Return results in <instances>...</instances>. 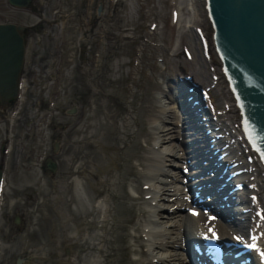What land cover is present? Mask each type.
I'll list each match as a JSON object with an SVG mask.
<instances>
[{"label":"rangeland","instance_id":"rangeland-1","mask_svg":"<svg viewBox=\"0 0 264 264\" xmlns=\"http://www.w3.org/2000/svg\"><path fill=\"white\" fill-rule=\"evenodd\" d=\"M84 1L91 3L93 0H65L61 10L77 13L80 3ZM55 3L56 0H51L48 5L47 12L51 15L53 10L58 8ZM105 10V16L114 19V35H100L101 37L94 39L98 46L95 55L90 56L89 43L82 40L76 22L67 30V42L57 37L58 28L53 27L49 36L43 38L42 49L49 60L55 59L59 53L62 55L63 76L62 80H58L61 81L60 87H52L48 74L38 71V76L32 78V85L27 86L22 103L17 101L16 106L20 107L16 108L14 105L11 111L12 115L14 114L13 120L11 117L7 120L6 110L0 114V143L3 141L9 146V150L0 157L4 170L0 220L3 221V214L11 217L16 213L21 216V206L32 197V204L24 208L26 213H30L35 219L33 228H29L30 220L25 216V224L19 232L10 223L8 226L7 221L4 220V226L1 222L0 264H15V256L25 252L47 257L46 260L39 261L42 264H55L58 257L48 255L64 253V247L70 252L65 264H94L92 260L95 257L98 264H144V253L140 247L145 246L140 243V247H137L141 256L138 260L134 256L133 247L136 246L130 241L133 235L132 227L137 230L141 227L137 223L141 218V199H132L128 186L135 179L133 173L141 170L136 156L148 151L152 144L148 129L152 105L166 108L178 105V101L177 104H170L159 92L160 89L170 91L174 88V79L181 82L178 84V90H181L179 87L183 85L188 87L187 81L180 79L185 75L191 76V82L198 83L203 89L209 88L205 106L213 126L205 120L207 125L204 127L212 130L207 133L210 137L215 134L223 135L221 140L225 141L222 144L232 147V152L228 153L229 159L233 158L231 161L236 165L232 168L242 169V175L247 179V188L240 189L239 198L235 200L241 201L231 206L230 211L233 207L238 209L249 205L248 201H244L247 194L250 201L252 200L250 203H255V208L250 207V220L246 221V225L239 223L237 219L243 217V213L238 210L231 212L236 217L235 222H238L235 227H244L242 232H237L232 225V229L228 228L229 235L239 234L238 237L247 238V234L255 225V220L252 219L257 217L253 216V209L262 210L264 218V169L245 140L239 138L238 112L226 81L219 72L220 63L213 51L210 38L212 29L206 16L204 1L105 0ZM173 10L176 12V21L172 19ZM86 15H93L91 6ZM26 16L27 18L22 17L20 22L33 21V16ZM16 18L19 17L9 10L5 1L0 2V22L17 21ZM193 27H200L209 40L208 57L202 52L200 39ZM100 32L109 35L111 29L106 23ZM29 48H35L31 39ZM35 57L34 62L38 67L39 63ZM25 59L27 63L32 61L28 53ZM93 59L95 65L89 67L87 60ZM213 74L217 78H214ZM48 99L52 102L47 103ZM73 105L75 112L70 113L68 110ZM177 115H180L179 111ZM201 116L204 115L200 112L199 117ZM33 119L40 120L31 123ZM170 120L181 122L182 117ZM57 124L64 125V129L56 127ZM58 131H62V139L59 142V151L53 157L58 162L57 172L44 173L39 159L50 151ZM231 132L236 134L237 139ZM173 133L178 134V140L185 139L188 134L187 130L180 127ZM205 163L207 165L208 161ZM179 165V177L192 175L194 167H191L189 172L187 164ZM206 177L209 175L199 173L196 178ZM76 178H80L83 188L79 184L80 187L75 185ZM196 178H189L190 183ZM89 182L92 183L91 186ZM86 186L90 190L92 188V191L87 190L89 188ZM84 188L86 192L89 191L87 194ZM82 190L85 195L81 193ZM254 193L257 198L253 197ZM78 195H84L85 199L81 197L82 200L80 198L79 201ZM99 195H107L109 199V213L106 214L107 220L102 221L104 223L100 221L102 217L95 211L94 214L91 213L92 209L89 208L94 206L97 202L94 199ZM22 200L25 201L23 204ZM78 202L85 207H79ZM88 202L94 204L90 206ZM40 205L43 213L38 209ZM80 209H83L85 215ZM217 210L219 209L213 205L211 209L204 208V213L218 221V224L228 223L223 216L213 213ZM184 211L198 212L199 209L196 210V206L190 203ZM90 213L95 216L92 217ZM206 223L205 225L211 226L212 229L213 223ZM106 228V240L100 242L99 238V242L103 243L102 251L100 246L97 247V237L104 234L102 231ZM259 230L261 231V228ZM262 230L264 233L263 226ZM136 235L139 236V233ZM138 236L136 240L140 241ZM180 256L184 259L186 255L181 253Z\"/></svg>","mask_w":264,"mask_h":264},{"label":"bare ground","instance_id":"bare-ground-1","mask_svg":"<svg viewBox=\"0 0 264 264\" xmlns=\"http://www.w3.org/2000/svg\"><path fill=\"white\" fill-rule=\"evenodd\" d=\"M179 88H182V87H179ZM159 92L163 95V97H165L167 100H169L168 102L170 104H171V102H174L175 104H177V101L181 99L180 95H179V97L177 96L178 97L177 98L173 95V93L171 91L166 90L164 88L163 89L161 88ZM181 105L178 104L177 107H176V105H174V106L172 105V106H169L167 108L162 107V106H158L156 104L152 105L151 110L149 111L150 117H148L149 118L148 129H149V134L151 135L150 141L152 144H151V147L149 148L148 151H145V153H142L139 156H136V158H137L136 160H137L138 165H139L141 170L139 172L133 173V176L135 177V179L128 186V191H129L132 199L137 198L138 201H139V199H141V202H140L141 206L139 208V210H140L139 216H141V218H139V220L137 221V223H139L141 227H139V230L132 227L131 230H132L133 235L131 236L130 241H132L134 243V245L136 246V247H133L134 248V256L136 257L135 259L138 258V260H140V257H141L140 252H138V251H140V249L139 250L137 249V247H140V245H141L140 243H143V245L145 246V248L140 247L142 253H144V259H143L144 264H192L191 261L188 259V255L192 256L193 254H194V259L196 262L200 261L201 263L204 264L205 261H203V258L198 257L192 249L190 250L191 253L188 252V246L193 247V244L190 245V241H192V240L196 241V240H198V238L204 239V238L210 237L211 233H208V228L211 226L208 225L209 226L208 227L207 225H205V224H207L206 222L213 223V224H211V225H213L211 231L217 232L218 237L221 238L222 240H225V241H228L231 243L232 242H235V243L243 242V243L250 244L249 240L240 242V240L236 241V239L232 236V234L229 235L230 231L228 232V228L232 229L231 228L232 225L234 226L233 229L237 230V232L238 231L240 232L242 230V228L244 227V226H242L241 228L235 227L238 224V222L237 223L235 222L234 217L233 218L230 217L227 220L228 223H226V224L225 223L218 224V221H216L214 218L205 215L203 209L197 208L200 206H199V204L197 205L196 200H193L194 196H195V192L196 193L199 192V194H200L202 188L207 191V190H209L210 187L213 186L214 182H218V181H217V178H215L212 182L209 183L208 186H206V184L205 185L203 184V181L206 180L207 178H209L210 175L211 176L214 175V169L216 168V166H215V164H212L210 161L209 162L211 164L210 168L207 167L205 170L203 169V167L206 166L205 161H208L209 159H208V157L205 158V152H203V150L201 149L200 146H204L205 148H203V149H206L207 146L205 145V142L200 143V145L198 147L196 145H194L195 142H197V141L193 140V138H195V135H199L198 134V133H200V132H198L199 128H198V126L196 128H193V127L188 128L189 124L194 123V119H193L194 117L192 116L193 114L188 112V107L185 106L184 103H182ZM180 108H182L183 110L181 111ZM178 111L180 112V115H177ZM183 111H185V112H183ZM179 117L180 118L182 117L181 122H180V120L178 122H173V120H170V119H176ZM146 121H148V120H146ZM225 124H226V122H225ZM185 125H187V126H185ZM226 125H228V124H226ZM177 127H180L182 130H187L188 134H187V137L185 139H183V140L177 139L178 134L175 135L173 133V131L175 129H177ZM223 127H224V125H223ZM141 131H142V128H141ZM231 131H232V129H231ZM227 132H229V131H227ZM231 133H232V135L235 136L234 138L237 139L236 134L234 132H231ZM239 138L243 139L241 133H239ZM177 140L179 142H177ZM187 141H189V142H187ZM220 142L221 141H218L217 145H218V148L220 149L219 152L221 154L224 153V154H222L223 158H224V162L233 159V158L229 159V156H228V153L230 154V152H232V149H231L232 147H229V145L225 146V144H222ZM225 156H226V159H225ZM194 162H196L197 165H196V168H194L192 175H187L186 177L183 175V176L179 177V175L177 174V173H180L179 172V168H180L179 163H185L187 165H190ZM198 172L203 173L204 175L206 174L207 176L209 175V177H206V179L196 178L197 176H199ZM248 176H250V175H248ZM189 178H190V180L192 178H196L193 181L199 183V185L197 186L198 188L201 187V188H199V191L197 189H191L192 183H190ZM197 179H199V180H197ZM243 180L244 179H242V177H240L239 175H235L232 178L231 183L235 185V184H238L240 181H243ZM74 182L77 183V184H75L76 186L78 184L80 185V178L74 179ZM81 182H82V180H81ZM83 182H85V181H83ZM90 183L91 182H89V184ZM82 184L83 183H81L80 186H82ZM91 184H90V186H91ZM93 185H95V184H93ZM93 185H92V188L94 187ZM88 186H86V188H89ZM82 188H83V186H82ZM86 188H84L85 192H86ZM92 188H91V190H90V188L87 190L92 191ZM80 190H81V188H80ZM84 191L82 190L81 193ZM88 192H86V194ZM95 192H96V190L94 191V193ZM107 192H109V191H107ZM82 194H84V193H82ZM96 194H95V196H96ZM215 194H216V191H213L210 196L213 197V195H215ZM91 195H92V197L94 196L92 194V192H91ZM107 195H103V196L99 195L97 198L94 199V201H97L95 204L92 202L90 204L88 202L89 203L88 205H90V206L92 204H94V206H92V208L89 207L90 209H92L90 211H91V213H93V211L97 212V215L99 217H102V219L100 220L101 222L104 221L105 218L108 217V216H106V214L108 215V213H109L108 204H107V202H109V201H107V199H108ZM83 196H81V197L84 200L85 198ZM89 196H88V198H89ZM246 196H245L246 197L245 201L248 200V203H249V195L247 194ZM255 196L257 198V195H255ZM78 197H79V195H78ZM81 197H79V199H78L79 201H80ZM82 198H81V200H82ZM88 201H90V200L88 199ZM211 201H212V199L210 197H208L206 199L204 198L202 203H208L209 202L208 205L210 208L211 204L213 203ZM178 202H181V203L178 204ZM80 203L78 205H80L79 207H82V204H80ZM190 203H192L193 205L196 204L197 205L196 210L199 209V211L198 212H195V211L194 212L193 211L185 212L184 210L186 208H188V204H190ZM198 203H199V201H198ZM251 204L253 205V203H250V205ZM78 205L76 207H78ZM110 205H112V204H110ZM254 205H255V203H254ZM84 207L85 206H83L82 208H84ZM206 207H208V206H206ZM78 208H77V210H79ZM254 208H255V206H254ZM86 209L89 210L88 208H86ZM110 209H111V206H110ZM249 209H250V207H249ZM81 210L83 211V209H80V211ZM87 210H85V211H87ZM80 211H79V213L82 212V211L81 212ZM255 211L254 212L252 211L253 214H256ZM221 212H220L221 215L218 214L216 211L213 213L215 215L221 216V217L222 216H229L227 213H221ZM83 213L85 215L84 211H83ZM224 214H227V215H224ZM110 215H111V213H110ZM91 216L93 217L95 215L91 214ZM96 218H98V217H96ZM242 219L243 220H241L239 223H243V225H246V221L250 220L249 214L242 217ZM97 221L100 223V221L98 219H97ZM104 222H102V223H104ZM95 224H97V223L95 222ZM251 224H252V222H251ZM137 226H135V227H137ZM96 227H98V226H96ZM105 230H107V228L103 229L102 232L103 233L105 232L104 234L101 233L102 235L97 237L98 243H96L98 245V246L97 245L96 246L98 248L100 246V249L102 251H104L103 245H102L103 243L101 244L100 242L106 240L105 239L106 236H104V235L108 233V232L106 233ZM138 233H139V236L136 235ZM97 235H95V236H97ZM237 235H239V234H237ZM137 236L141 238L140 241L138 239L136 240ZM69 237H71V236H69ZM91 238L94 239V237H91ZM99 238H101L100 242H99ZM107 241H109V240H107ZM109 243H110V241H109ZM250 245H251V248L247 250V255L249 256L248 257L249 258L248 259L249 264H264V235H263V239H261V240H257L256 238H254V241H252ZM93 246H95V245H93ZM193 248H195V247H193ZM181 253L186 255L184 259L182 256H180ZM96 259L97 258L95 257L92 260V262L94 264L97 263V261H98ZM226 264H232L230 259L228 261H226Z\"/></svg>","mask_w":264,"mask_h":264},{"label":"water","instance_id":"water-1","mask_svg":"<svg viewBox=\"0 0 264 264\" xmlns=\"http://www.w3.org/2000/svg\"><path fill=\"white\" fill-rule=\"evenodd\" d=\"M25 7L29 0H9ZM221 69L233 94L245 140L264 166V0H205ZM24 57L23 27L0 23V105L10 107ZM46 170L56 163L47 157ZM0 169V186L2 182Z\"/></svg>","mask_w":264,"mask_h":264},{"label":"flooded vegetation","instance_id":"flooded-vegetation-1","mask_svg":"<svg viewBox=\"0 0 264 264\" xmlns=\"http://www.w3.org/2000/svg\"><path fill=\"white\" fill-rule=\"evenodd\" d=\"M4 1L9 7V10L19 17L16 18L18 19L17 21L11 22L23 25L26 54H30L32 58V61L29 64L34 63L35 56L37 62L47 59V56L42 49L43 38L49 36L53 27L58 28L57 37L59 36L60 40L67 42V30L71 27V24L76 22L78 24L79 33L82 36V40L89 43L91 48L90 56L95 55V50L98 47L97 41L94 40L95 38L99 37L100 35L107 37L114 35L112 33V23L114 22V19L111 16H105V0H93L91 3L86 1L81 2L77 13L72 10L63 12V10H61V6L65 4V0H56L55 5L58 8L53 10V15L47 12V9L49 8L48 5L51 3V0H30L26 8L14 6L10 4L8 0ZM89 6H91L93 9V15L88 17L86 13L89 10ZM26 14L33 16V21L29 22L28 20V23L22 21L20 22L22 17L27 18ZM106 23L108 24V28L111 29V33L109 35L100 32L101 27H103ZM30 39L33 40V44L35 45L34 50L29 48ZM87 65L90 67L95 65V63L92 60H87ZM64 127L65 126L62 128L64 129ZM59 134L61 133L59 132ZM16 218L17 217L14 215L11 220L13 221L15 230L17 231L23 227L24 221L17 222L15 221ZM48 257H58V260H55V264H65V249L64 253H59L58 255L57 253H50ZM46 258L47 257H39L37 255L28 256L27 252H25L22 253L21 256H15V264H42L39 261L46 260Z\"/></svg>","mask_w":264,"mask_h":264}]
</instances>
